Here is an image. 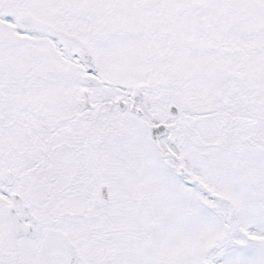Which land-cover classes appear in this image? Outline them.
<instances>
[{"label": "snow or ice", "instance_id": "snow-or-ice-1", "mask_svg": "<svg viewBox=\"0 0 264 264\" xmlns=\"http://www.w3.org/2000/svg\"><path fill=\"white\" fill-rule=\"evenodd\" d=\"M0 264H264V0H0Z\"/></svg>", "mask_w": 264, "mask_h": 264}]
</instances>
